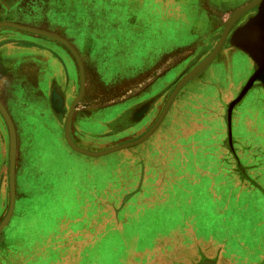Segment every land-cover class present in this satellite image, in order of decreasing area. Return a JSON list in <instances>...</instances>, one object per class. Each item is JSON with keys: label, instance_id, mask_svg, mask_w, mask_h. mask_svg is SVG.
I'll list each match as a JSON object with an SVG mask.
<instances>
[{"label": "rangeland", "instance_id": "1", "mask_svg": "<svg viewBox=\"0 0 264 264\" xmlns=\"http://www.w3.org/2000/svg\"><path fill=\"white\" fill-rule=\"evenodd\" d=\"M11 1L12 6L5 4ZM250 3L252 1L242 5ZM240 8L215 17L219 19L217 23L234 17L229 28L233 34L258 10V6L245 11H239ZM208 15L209 18L216 16ZM2 21L46 30L74 47L83 65L85 88L75 107L72 131L80 135L78 127L98 124L99 131L86 138L94 142L92 150L101 151L142 136L153 125L180 79L198 62H213L216 56L209 58L217 40L214 25L207 24L211 31L195 30L182 43L178 40L180 37L175 39L160 23L152 0H135L134 3L131 0H0ZM3 48H11L13 59H24V62H14L12 70L18 75L23 71L24 78L17 77L13 85L0 79V102L10 114L12 124L24 121L26 170L29 156L36 151L35 145L25 142L29 136V141L36 137L35 132L30 131L32 125H28L36 122L37 116L33 113H44L40 117L45 121L63 123L79 92V71L69 50L45 36L1 26L0 50ZM45 62L60 63L61 77L57 79L52 73L48 74ZM201 73L202 70L195 76ZM22 81L24 104L15 95V88ZM191 87L178 91L159 126L138 145L100 157L74 155L65 145L59 148L54 172L60 171L63 175L62 171L71 167L75 177L81 173L86 180L89 178L84 194L76 195L75 199L67 188L64 194L54 196L55 201L48 200L41 210L43 217L49 216L45 218L47 225L53 224L55 216L60 220V226L49 233L54 234V238L45 244L47 248L60 251V264H95L96 260L87 257L107 256L116 245L109 242L108 236L117 234L124 236L127 242L124 252L127 264L180 263L181 251L194 255L203 249L197 242L199 228L203 235L216 233L223 228L219 227L222 220L230 219L225 217L227 213L218 214L223 203L229 202L224 193L234 186L235 189H264V145L257 141L259 135L245 145L241 140L245 131L234 130L235 124L246 118L236 110L249 99L239 100L229 111L235 100L233 90L215 99L216 113L206 109L204 114H197L188 109L194 100L181 97L182 92L194 91ZM23 107L24 116H21ZM52 112H57L58 116ZM218 122L222 131L213 130ZM0 131L7 145L0 161L1 222L9 205L10 145L8 128L1 114ZM200 159L202 161H197ZM197 175L204 177L206 188L213 187V182L218 186L220 182L222 195L216 196L214 201V196L205 194L196 217H189L195 215L194 210L188 213V219L175 220L178 213L171 210L170 196L175 198L174 202L186 205L180 198L181 188L186 179L196 183ZM196 204L194 194L191 205L196 207ZM69 206L74 209L66 210ZM230 208L228 205V210ZM42 221L30 205L18 203L13 208L7 234L14 237L11 243L0 241L1 264H24L28 248L31 249L34 240L44 232ZM238 226L233 223L230 231ZM212 249L213 244L205 243L203 250ZM198 260L186 261L198 264ZM97 263L101 264L102 260L98 259Z\"/></svg>", "mask_w": 264, "mask_h": 264}, {"label": "crops", "instance_id": "2", "mask_svg": "<svg viewBox=\"0 0 264 264\" xmlns=\"http://www.w3.org/2000/svg\"><path fill=\"white\" fill-rule=\"evenodd\" d=\"M131 1L133 3L135 2V0ZM152 1L154 2L155 11L158 13L160 23L165 26L168 33L173 35L175 39L180 37L178 40L185 43V40L190 33H193L197 29L206 32L210 28L207 24L211 23L210 25H214V29L216 27V45L226 23V21H220L217 23L221 14L225 15V13H229L232 9L235 10L237 7H243L242 4H246L253 0H205V2H201L200 0ZM5 4L12 6L13 2H5ZM16 4L17 3H15V5ZM213 13L216 14V16L209 18L208 14L212 15ZM203 22L205 23L203 24ZM230 39H232V29L228 32V35L218 50L213 62H210L202 70L200 75L190 78L182 87V89H184L191 85V88H193L194 91L190 93L189 90L182 92L181 97L182 99L192 98L194 100V104L191 107H188V109L193 110L197 114H204L206 109L208 111L213 110V113H216L214 107L215 99L223 94L229 95L233 90H235V93L232 98H236L244 86L247 83H250V86L247 87L245 94L242 96L243 101L247 98L249 100L245 102V105H242L243 102L242 104H239L238 109L236 110L237 114L242 116L245 115L246 118L243 122L236 123L234 130H238V132L245 131V135L242 136L241 139L245 142V145L248 140L255 139L258 135L259 138H256L257 141L264 145V56L254 58L249 51L250 46L249 49H242L236 44V40L230 41ZM261 41L262 40L258 41L257 47L259 50L264 51V42L262 47ZM246 44H248V42H246ZM256 52V54L259 55L263 53L260 51ZM12 59L11 48H3L0 50V79L10 85H13V82L15 81L14 73L12 71L14 68V62H12ZM45 63H47L46 67L48 68V74L52 73L56 78L61 77L60 63ZM199 63L200 62H198V64ZM70 68L71 71L74 70L73 67ZM14 85L17 86L16 83H14ZM15 95L19 98V101L24 104L23 81L20 86L15 88ZM175 99L176 97H174L173 101ZM0 101L2 102V99H0ZM52 113L58 116L57 112ZM20 115L24 116V107L23 110L20 111ZM33 115L37 116L36 122L28 125H32L30 131L35 132L36 137L34 141L30 140V143V136L28 135L29 138L26 139L25 142L29 143L28 145H35L36 151L29 156V165L26 170H24V121L13 122L15 134L14 207H16L18 203L22 205L25 203L32 206L38 213L39 217L43 220L42 222L44 225V232L42 235L34 240L31 249L28 248L24 264H60V251H57L54 248L45 247V244L49 243L51 238H54L52 237L54 234L50 235L49 233H53L56 227L60 226V220L55 216L52 222L53 224L47 225L48 223L45 222V218L49 216L43 217L41 210L48 200L55 201L54 196L59 193L64 194L68 191L67 188L70 193L75 195L76 199V195L84 194L85 189L88 186L87 181L89 178L86 180V176L81 173L75 177L71 167L64 169V171H62L63 175L61 173L59 174L60 171L58 174L54 172L53 167L55 165L54 163L58 160L56 156L59 155V148L65 145L67 151L70 153L80 156L85 155L72 150L65 141L64 121L66 116H64L63 123H59L56 120L52 122L45 121V118L40 117L44 115V113L41 112H35ZM20 120H23V117ZM71 124H73V122L70 123V138L76 146L89 151L100 150H92L91 146L94 145V142L86 139L87 135L93 136L96 131H99L100 128L98 124H84L83 127H78L77 131L82 132L80 135L72 131ZM214 129L222 131L219 122L218 127H213V130ZM256 131H258L259 134L256 133ZM1 134L2 132L0 131V161L5 155L7 148L5 139L3 135L1 138ZM197 161H202V159ZM196 171L198 172V170ZM196 177L198 180L196 183H190L189 180L186 179L185 186L183 185L181 188L180 198L186 205L182 206L181 203L174 202L175 198L170 196L169 202L170 206H172L171 210H175L178 213L175 220L180 217L188 219V213L194 210L195 215L190 214L189 217H191V219H193L194 216L196 217L197 208H201L204 203L205 194L214 196V198L212 197V200L214 201L217 199L216 196L219 195V198L222 195L220 182L218 183V186H215V183L213 182V187L209 186V188H206L204 177H199L198 175ZM188 178L191 179V177ZM228 191L229 192L224 193V195L228 196L229 202L223 203V206L218 211V214L221 215L226 213L229 214L225 217L230 218L229 220H222V225L219 227H223V232L221 233L222 230H218L216 233L213 232L212 234L203 235L199 232L201 228L197 231V242L202 244V248L205 249V243H211L213 244V249L207 251L202 249L194 255L189 254L188 251H181L179 256L181 261L179 260L180 263L176 262V264H188L186 260L189 258H198V264H264V189H261L260 187H250L246 189L236 187L235 189L234 186ZM194 194L197 200L196 207L191 205ZM241 201L243 202L240 203ZM175 205L177 207H175ZM228 205H231L230 210H228ZM73 209L74 208L69 206L66 210L72 211ZM171 213L173 214V212ZM237 218H239V220L236 222ZM169 219L172 220L173 218ZM8 221L0 231V237H3L0 238V241L6 240L8 243H11L14 236L13 234H7V230L11 227L9 226L10 224ZM196 222L197 230L200 222L199 218L196 219ZM202 223V226L204 227V220ZM233 223H238L239 226L231 232L230 227ZM219 227L216 229H219ZM109 238L111 239L109 242L116 245L114 249L111 248L112 251L107 253V256L86 257L94 261L96 260L95 264H99L97 263L98 259L102 260L101 264H127L124 259V252L126 253L125 247L127 244L124 236L117 234L112 237L108 236V239ZM244 247L247 249L246 251L244 250L245 252L241 250V248L243 249ZM109 250L110 249H107V251Z\"/></svg>", "mask_w": 264, "mask_h": 264}, {"label": "water", "instance_id": "3", "mask_svg": "<svg viewBox=\"0 0 264 264\" xmlns=\"http://www.w3.org/2000/svg\"><path fill=\"white\" fill-rule=\"evenodd\" d=\"M252 6H258V10L255 16H253L252 18L249 19V22L244 26L241 27L239 29H237L233 34H232V39L231 40H236V44L241 47L242 49H249L250 46V53L254 58H260L264 56V51H261L258 49V41L262 40L261 45L263 47V42H264V0H253L252 3L238 9L239 11H245L247 9H249ZM237 10V11H238ZM235 11V12H237ZM234 12V13H235ZM234 19V17H230L229 20L225 23V27L223 29L222 34L219 37L218 42L216 43L215 47L213 48L212 52L210 53V60L212 59V57H214L218 50L220 49V47L222 46L223 42L225 41L230 25H231V20ZM1 26H9L12 28H16L19 30H24L33 34H37V35H41V36H45L47 38H50L52 40H55L57 42H59L60 44H62L63 46H65L69 52L72 54V56L74 57L77 66H78V71H79V92L78 95L76 96V98L73 100V102L70 104L66 117H65V121H64V138L65 141L67 143V145L74 151L83 154V155H87V156H92V157H100V156H104L122 149H126L135 145L140 144L142 141H144L148 136H150L155 130L156 128L159 126V124L161 123L162 119L164 118L169 106L171 105L174 97L176 96V94L178 93V91L182 88V86L193 76H195L197 73H199L201 70H203L210 62H200L199 64H197V66L192 69L190 72H188L185 76H183L180 81L176 84V86L173 88V90L171 91V93L169 94L160 114L158 115L157 119L155 120V122L153 123V125L139 138L133 140V141H129L126 143H123L121 145L118 146H114L111 147L109 149L106 150H101L98 152H91V151H87L84 150L82 148H79L78 146H76L71 138H70V123H71V119L75 110V107L77 105V103L79 102V100L82 98V95L84 93V88H85V81H84V69H83V65L80 59V56L78 55V53L76 52V50L74 49V47L64 38L60 37L59 35H56L54 33L45 31V30H41L38 28H34V27H29V26H25V25H20L17 23H13V22H0V27ZM246 42H248V44H246ZM256 51H260L263 52L262 54H256ZM250 86V83H247L244 88L241 90V92L239 93V95L235 98V100L230 104L229 106V111L231 110L232 106L234 104H236L239 100L242 99V96L245 94L247 87ZM228 111V112H229ZM4 107V105L0 102V114L2 115L6 126L8 128V133H9V166H8V183H9V205H8V209L7 212L4 216V218L2 219V221L0 222V231L2 230V228L4 227V225L6 224V222L8 221V219L10 218L12 211H13V207H14V202H15V194H14V171H15V134H14V129H13V124L12 121L8 115V113Z\"/></svg>", "mask_w": 264, "mask_h": 264}, {"label": "flooded vegetation", "instance_id": "4", "mask_svg": "<svg viewBox=\"0 0 264 264\" xmlns=\"http://www.w3.org/2000/svg\"><path fill=\"white\" fill-rule=\"evenodd\" d=\"M12 62H24V59H20L19 60V58H14V59H12ZM23 73L24 72L21 71V72H19V75L18 74H14L15 79H17V77L24 78V74ZM21 75H23V76H21Z\"/></svg>", "mask_w": 264, "mask_h": 264}, {"label": "bare ground", "instance_id": "5", "mask_svg": "<svg viewBox=\"0 0 264 264\" xmlns=\"http://www.w3.org/2000/svg\"><path fill=\"white\" fill-rule=\"evenodd\" d=\"M4 22V21H3ZM5 22H8V21H5ZM7 114V113H6ZM122 120V119H121ZM123 144V143H122ZM119 145H121V144H119ZM118 146V145H117ZM114 147V146H113ZM80 148V147H79ZM111 148V147H110ZM83 149V148H82ZM107 149H109V148H107ZM84 150H86V149H84ZM104 150H106V149H104ZM87 151H89V150H87ZM91 152H94V151H91ZM95 152H98V151H95ZM85 156H87V155H85ZM88 157H92V156H88Z\"/></svg>", "mask_w": 264, "mask_h": 264}]
</instances>
